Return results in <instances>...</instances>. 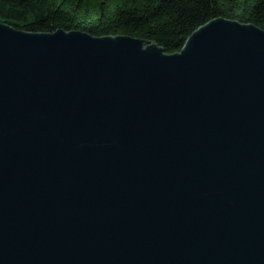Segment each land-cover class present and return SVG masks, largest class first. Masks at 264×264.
<instances>
[{
	"label": "water",
	"instance_id": "95a60500",
	"mask_svg": "<svg viewBox=\"0 0 264 264\" xmlns=\"http://www.w3.org/2000/svg\"><path fill=\"white\" fill-rule=\"evenodd\" d=\"M0 264H264V30L0 22Z\"/></svg>",
	"mask_w": 264,
	"mask_h": 264
},
{
	"label": "trees",
	"instance_id": "16d2710c",
	"mask_svg": "<svg viewBox=\"0 0 264 264\" xmlns=\"http://www.w3.org/2000/svg\"><path fill=\"white\" fill-rule=\"evenodd\" d=\"M216 18L264 30V0H0V22L21 31L132 36L167 54L180 52L194 31Z\"/></svg>",
	"mask_w": 264,
	"mask_h": 264
}]
</instances>
